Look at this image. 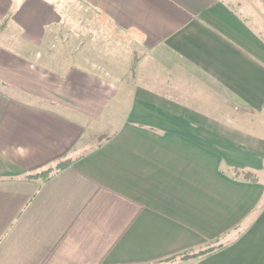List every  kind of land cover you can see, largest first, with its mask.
Here are the masks:
<instances>
[{"label":"crops","instance_id":"0c3cea01","mask_svg":"<svg viewBox=\"0 0 264 264\" xmlns=\"http://www.w3.org/2000/svg\"><path fill=\"white\" fill-rule=\"evenodd\" d=\"M0 264H264V0H0Z\"/></svg>","mask_w":264,"mask_h":264},{"label":"rangeland","instance_id":"374dc122","mask_svg":"<svg viewBox=\"0 0 264 264\" xmlns=\"http://www.w3.org/2000/svg\"><path fill=\"white\" fill-rule=\"evenodd\" d=\"M64 161H67V160L64 159V158L57 159V160H55V161H53V162H51V163L39 168L38 170L36 169V171L34 170V174H37V173H40V172L46 171V170L48 172L49 171L53 172V171H55L57 169L58 164H60L61 162H64ZM209 245L210 244L207 243L205 247L208 248ZM201 249H203V248L202 247H200V248L196 247V248H193V249H190V250H185L183 252H180V253L174 255L172 258L180 259V258L191 257L195 253L201 251Z\"/></svg>","mask_w":264,"mask_h":264},{"label":"trees","instance_id":"16d2710c","mask_svg":"<svg viewBox=\"0 0 264 264\" xmlns=\"http://www.w3.org/2000/svg\"><path fill=\"white\" fill-rule=\"evenodd\" d=\"M69 164V161H64V162H61L60 164H58L57 166V169L53 172H48L47 170L46 171H42L40 173H37V174H34V173H29L27 174L25 177L28 178V179H32V178H40L41 180L45 181L47 180L48 178H50L54 173L60 171L62 168L66 167L67 165ZM220 247H212V248H207L205 250H201L197 253H195L194 255H192L193 257H202V256H205L211 252H213L215 249H218ZM191 256V257H192Z\"/></svg>","mask_w":264,"mask_h":264}]
</instances>
